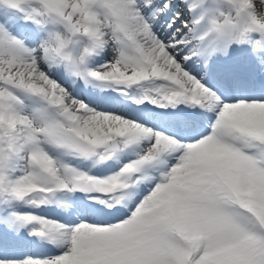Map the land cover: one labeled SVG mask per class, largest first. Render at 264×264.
Returning a JSON list of instances; mask_svg holds the SVG:
<instances>
[{"label":"snow or ice","instance_id":"6c2138e0","mask_svg":"<svg viewBox=\"0 0 264 264\" xmlns=\"http://www.w3.org/2000/svg\"><path fill=\"white\" fill-rule=\"evenodd\" d=\"M0 264H264V0H0Z\"/></svg>","mask_w":264,"mask_h":264},{"label":"rangeland","instance_id":"374dc122","mask_svg":"<svg viewBox=\"0 0 264 264\" xmlns=\"http://www.w3.org/2000/svg\"><path fill=\"white\" fill-rule=\"evenodd\" d=\"M93 174H96V172H93ZM37 213H39V214H45V213H40V212H37Z\"/></svg>","mask_w":264,"mask_h":264}]
</instances>
